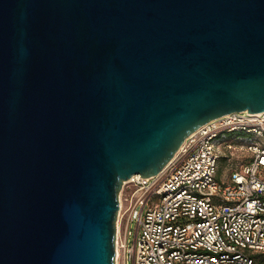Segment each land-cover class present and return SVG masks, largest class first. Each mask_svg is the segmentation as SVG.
Listing matches in <instances>:
<instances>
[{
  "label": "water",
  "instance_id": "obj_1",
  "mask_svg": "<svg viewBox=\"0 0 264 264\" xmlns=\"http://www.w3.org/2000/svg\"><path fill=\"white\" fill-rule=\"evenodd\" d=\"M264 111V0H0V264H117L123 182Z\"/></svg>",
  "mask_w": 264,
  "mask_h": 264
},
{
  "label": "built area",
  "instance_id": "obj_2",
  "mask_svg": "<svg viewBox=\"0 0 264 264\" xmlns=\"http://www.w3.org/2000/svg\"><path fill=\"white\" fill-rule=\"evenodd\" d=\"M241 151L248 161L235 164ZM221 158L233 160L225 181ZM120 198L125 264H264V111L201 125L158 174L124 181Z\"/></svg>",
  "mask_w": 264,
  "mask_h": 264
},
{
  "label": "rangeland",
  "instance_id": "obj_3",
  "mask_svg": "<svg viewBox=\"0 0 264 264\" xmlns=\"http://www.w3.org/2000/svg\"><path fill=\"white\" fill-rule=\"evenodd\" d=\"M242 136L245 138V135L242 134L241 137ZM238 153H240V154H238ZM238 153H237L238 155L236 156L238 158L234 159L235 160L234 163L235 164H237V163H246L248 161V159H246L245 157L248 154V152L247 151H241V152H238ZM223 158H221V160L219 161V167H218V173H217V180H219V181L228 180L229 174L231 172V167H230V163L229 162L232 163V161H233L231 159H223ZM125 205L127 206L128 202H125ZM135 225H136V223H134L132 225V229H134V230H135ZM129 241H130L131 245L134 243V235L130 237ZM116 263H117V259H116ZM119 264H125V253H124L123 250H120ZM128 264H132V262L129 261Z\"/></svg>",
  "mask_w": 264,
  "mask_h": 264
},
{
  "label": "bare ground",
  "instance_id": "obj_4",
  "mask_svg": "<svg viewBox=\"0 0 264 264\" xmlns=\"http://www.w3.org/2000/svg\"><path fill=\"white\" fill-rule=\"evenodd\" d=\"M117 228H118V231H119V229H120V227H119V220L117 222ZM119 258H120V248L117 245V264H119Z\"/></svg>",
  "mask_w": 264,
  "mask_h": 264
}]
</instances>
